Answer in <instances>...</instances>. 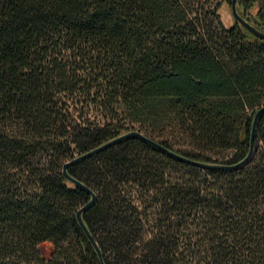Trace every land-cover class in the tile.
Returning a JSON list of instances; mask_svg holds the SVG:
<instances>
[{"label": "trees", "instance_id": "1", "mask_svg": "<svg viewBox=\"0 0 264 264\" xmlns=\"http://www.w3.org/2000/svg\"><path fill=\"white\" fill-rule=\"evenodd\" d=\"M220 6L0 0V264H102L77 218L88 188L106 264H264V113L233 168L129 136L68 166L88 188L63 173L129 129L201 161L247 155L264 38L227 26Z\"/></svg>", "mask_w": 264, "mask_h": 264}, {"label": "water", "instance_id": "2", "mask_svg": "<svg viewBox=\"0 0 264 264\" xmlns=\"http://www.w3.org/2000/svg\"><path fill=\"white\" fill-rule=\"evenodd\" d=\"M231 8H232V14H233L234 18L238 22H240L242 25H244L246 28H248L251 32L256 34L258 37L264 38V30H262L259 27H257L248 18H246L243 14H241V12L238 9V0H231ZM263 113H264V105L261 106L255 112V115H254V118H253L252 129H251V144H250L249 152L247 153V155L242 160H240L239 162H237L235 164H226V163H219V162H207V161L197 160V159L191 158L189 156H186V155H184V154H182V153H180V152H178V151H176L174 149L168 148L167 146H165V145L157 142L156 140L148 137L147 135H145L143 132H141L138 129H129V130L123 131L122 133H120V134H118V135H116L114 137L109 138L108 140L104 141L103 143L99 144L98 146H96V147H94V148H92V149H90L88 151H85L83 153H80V154L76 155L71 160L65 162L64 165H63V173H64V175L66 176V178L69 181H71V182H73L75 184L81 185V186H83L85 188H88L85 183H83L79 179L73 177L69 173L68 166L71 163L80 161V160L84 159L85 157L93 155L96 152L100 151L101 149H104L105 147H108V146H110V145H112V144H114V143H116V142H118V141H120V140H122V139H124L126 137H129V136H139V137L145 139L146 141L152 143L153 145L157 146L161 150H163V151L167 152L168 154L172 155L173 157H175V158H177V159H179L181 161L187 162V163L197 164V165H200L202 167L233 168V167H236V166L241 165L242 163H244L252 155L253 150H254V146H255V132H256V128H257L259 119H260V117L262 116ZM88 189L91 192L92 196H91L90 200L86 204H84L83 206H81L78 209L77 218H78V221H79L80 225L82 226V228L87 233L90 241L95 246V248H96V250H97V252L99 254V257L102 260V264H106L104 262V259H103L101 248H100L97 240L93 236V234L90 232V230H89V228H88V226H87V224H86V222H85V220L83 218V210L85 208H87L88 206H90L96 200V197H97L96 193L91 188H88Z\"/></svg>", "mask_w": 264, "mask_h": 264}, {"label": "rangeland", "instance_id": "3", "mask_svg": "<svg viewBox=\"0 0 264 264\" xmlns=\"http://www.w3.org/2000/svg\"><path fill=\"white\" fill-rule=\"evenodd\" d=\"M238 9L245 17L250 19L252 23L259 26L264 20V0H259L246 7L243 2L238 1ZM219 12L222 16L224 23L230 26L234 22V16L232 14L231 3L228 0H221V6ZM134 127H138L137 124H133ZM41 251L46 257H50L53 250V242L46 240L40 244Z\"/></svg>", "mask_w": 264, "mask_h": 264}]
</instances>
